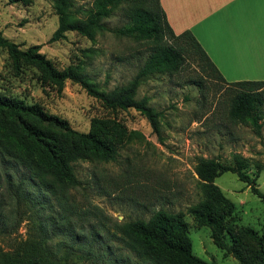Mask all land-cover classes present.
I'll list each match as a JSON object with an SVG mask.
<instances>
[{"label":"rangeland","instance_id":"1","mask_svg":"<svg viewBox=\"0 0 264 264\" xmlns=\"http://www.w3.org/2000/svg\"><path fill=\"white\" fill-rule=\"evenodd\" d=\"M94 6L95 0H71L70 12L87 18ZM125 10V3L114 6L104 19L110 30L93 37L67 31L53 39L59 25L56 0H0V32L20 49L37 45L57 69L73 68L98 90L110 91L127 84L150 53V45L115 32L130 25ZM186 57L178 71L151 73L140 82L135 98H146L154 108L155 128L140 110L107 106L70 78L40 82L38 67L26 62L18 66L0 45V92L38 102L46 113L58 115L79 131H90L94 119L113 129L116 159L90 155L73 163L81 184L71 194L82 211L89 207L94 212L78 214L72 221L81 231V243L88 244L94 228L101 233L100 242L93 244L98 257L84 264H149L112 233L118 231V223L149 219L158 209L185 213L197 256L214 264H241L233 254L237 250L252 264H264V256L252 260L258 245L248 233L253 229L264 234V108L260 129L250 121H232L230 86L203 70L199 53L190 51ZM3 118L0 125L7 122L17 129L21 123L18 118ZM206 163L217 168L212 182L235 204L220 233L188 213V207L204 196L197 169ZM233 169L249 180H242ZM8 177L18 183L28 179L29 172L0 158V253L13 250L34 234L36 223L47 222L49 215V210L37 215L36 208L18 205L8 188ZM32 191L38 193L37 188ZM53 204L57 210L52 214L58 220V205ZM17 218L22 220L19 225Z\"/></svg>","mask_w":264,"mask_h":264},{"label":"trees","instance_id":"2","mask_svg":"<svg viewBox=\"0 0 264 264\" xmlns=\"http://www.w3.org/2000/svg\"><path fill=\"white\" fill-rule=\"evenodd\" d=\"M120 3L126 4L125 14L130 25L117 28L115 32L133 36L142 45H150V53L127 84L110 91L98 90L73 68L64 71L57 69L38 51L37 45L26 50L20 49L17 43L5 38L1 32L0 45L7 48L11 59L18 66L26 62L38 67L41 71L38 74L40 82L45 79L62 82L70 78L80 82L90 94L107 106L140 110L151 119L155 128L157 113L154 108L146 98H135L142 78L155 72L178 71L186 62V53L194 51L200 54L203 70H208L227 83L233 91L229 107L230 119L241 123L250 121L260 129L264 108V81L227 82L191 30L180 34L174 32L160 0H95V6L87 18L73 16L70 12L71 0H56L59 25L53 39L62 37L67 31L93 37L100 31L110 30L104 19ZM0 117L21 120L17 129L7 122L0 125V158L12 160L29 172V178H22L18 183L12 182L8 177L12 197L18 205L25 203L27 207L36 208L37 215L42 210H49L48 221L36 223L34 234H28L13 250L0 253L1 264H84L98 257L93 244L100 242L101 233L94 228L88 244L81 243V231L72 221V217L92 210L88 207L86 211H82L71 194V190L77 189L81 184L73 163L90 155H100L104 160L116 159L118 144L111 136L113 129L103 121L94 119L90 131L76 130L67 120L46 113L40 103L28 102L21 96L4 92H0ZM197 171L203 180L201 188L204 196L188 207V213L202 225L212 227L215 233H220L226 219L234 212L235 204L212 182L217 175L216 167L206 163L199 166ZM235 171L242 180H249L245 173ZM33 188H37L38 193L32 191ZM261 196L264 197L262 194ZM53 200L58 205V220L52 214L57 210ZM21 221L17 218L15 224L19 225ZM117 228L119 232L112 234L118 236L126 248L136 253L144 263L214 264L194 254L185 213L182 211L173 213L163 209L154 210L149 219L120 222ZM248 233L258 245L252 260L263 257L264 234L260 235L253 229H249ZM56 237L59 239L54 242ZM233 254L241 264H252L242 252L234 250Z\"/></svg>","mask_w":264,"mask_h":264},{"label":"crops","instance_id":"3","mask_svg":"<svg viewBox=\"0 0 264 264\" xmlns=\"http://www.w3.org/2000/svg\"><path fill=\"white\" fill-rule=\"evenodd\" d=\"M176 34L191 30L227 82L264 81V0H160Z\"/></svg>","mask_w":264,"mask_h":264}]
</instances>
